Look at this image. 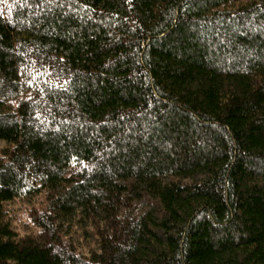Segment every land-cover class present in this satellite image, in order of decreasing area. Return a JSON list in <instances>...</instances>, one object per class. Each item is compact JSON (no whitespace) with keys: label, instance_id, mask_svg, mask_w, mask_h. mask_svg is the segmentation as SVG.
<instances>
[{"label":"trees","instance_id":"obj_1","mask_svg":"<svg viewBox=\"0 0 264 264\" xmlns=\"http://www.w3.org/2000/svg\"><path fill=\"white\" fill-rule=\"evenodd\" d=\"M0 264H264V0H0Z\"/></svg>","mask_w":264,"mask_h":264}]
</instances>
